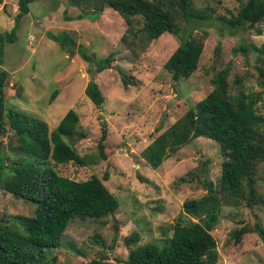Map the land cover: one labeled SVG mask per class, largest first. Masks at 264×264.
<instances>
[{
    "label": "rangeland",
    "instance_id": "374dc122",
    "mask_svg": "<svg viewBox=\"0 0 264 264\" xmlns=\"http://www.w3.org/2000/svg\"><path fill=\"white\" fill-rule=\"evenodd\" d=\"M5 3L10 5L14 16L15 2L5 0ZM190 6L213 19L192 30V36L205 32L202 51L196 70L178 83L171 82L163 64L178 46L179 39L163 33L143 49H134L132 54L120 42L126 32L125 23L106 6L92 20L75 19L83 10L69 6L67 0H35L29 4L28 14L15 24L13 42H2L0 68L8 75L4 86L5 110L13 109L36 118L46 124L48 131L68 110L75 112L77 134L68 142L84 159V166L51 164L52 169L58 176L75 182L95 176L117 202V209L105 217L71 221L62 233L59 246L46 251L47 258H54L53 264H88L97 259L125 264L129 248L123 238L136 233L141 240L137 245L162 246L178 219L180 223L195 221L180 217L181 205L205 193L201 181L199 177L188 183L176 180L191 170L197 172L202 161L208 179L216 184L222 161L217 144L203 137L193 139L156 169L150 168L139 154L208 94L210 79L216 72L228 68L226 81L231 91L259 93L262 101L256 103V108L264 116V90L258 85L255 71L257 55L251 51L252 47L264 46V22L228 36L226 32H217L215 18L235 14L238 8L235 0H191ZM9 18L1 8L0 35L13 26ZM141 26L140 18H132L130 30ZM256 28L261 31L258 36ZM62 31L75 44L83 45L95 61L112 54L110 67L90 77L87 70L93 69V64L85 63L75 50L71 54L61 51L46 35ZM240 46L248 51H239ZM121 74L131 77L135 85L124 88ZM91 80L103 98L99 108L84 95V88ZM234 81L238 83L235 85ZM53 91L56 94L50 99ZM102 124L106 132L104 160L96 149ZM0 141L4 148L9 143L14 145L8 128ZM6 153L12 156L7 150ZM104 173L106 180H102ZM259 176L255 188L264 200V174ZM32 210L30 203L0 191V216H29ZM254 223L264 229V205L249 207L241 203L233 208L221 203L218 222L209 232L215 242V264H264V245L256 234L243 235L238 245H233L228 236L231 230L242 226L252 228Z\"/></svg>",
    "mask_w": 264,
    "mask_h": 264
},
{
    "label": "trees",
    "instance_id": "16d2710c",
    "mask_svg": "<svg viewBox=\"0 0 264 264\" xmlns=\"http://www.w3.org/2000/svg\"><path fill=\"white\" fill-rule=\"evenodd\" d=\"M1 1V0H0ZM14 1L17 13L9 31L0 35V66L2 63V42L12 43L15 24L28 14L29 4L35 0ZM238 8L228 18L217 16L218 33L233 36L238 30L252 29L264 22V0H235ZM69 6L83 10L75 19L92 20L106 6L120 16L126 25V32L120 42L134 54V49H143L163 33L179 39V44L163 64L172 83L187 79L197 68L203 47L205 32L192 36L198 25L210 21V16L191 8V0H67ZM5 5L2 7L4 11ZM142 20L141 28L130 30L132 18ZM261 34L256 28L255 35ZM61 51L72 50L88 63L90 77L108 69L112 54L95 61L87 54L84 46L75 44L71 36L62 31L46 34ZM218 48L214 49L217 53ZM239 51L246 52L240 46ZM257 55L255 71L258 85L264 90V46L252 47ZM228 68L224 67L210 79V91L194 106L163 130L140 152V158L152 169L174 154L189 141L198 137L217 144L222 161L216 184L207 177L205 162L199 161L197 172L191 170L179 177V183L191 182L199 177L205 193L197 199L185 200L181 205L182 216L195 220L172 226L166 244L137 245L141 240L136 233L123 238L128 249L125 264H215V242L209 234L218 222L221 203L237 208L241 203L247 206L264 205L255 188L259 175L264 174V116L257 112L256 103L260 94L235 92L228 87ZM7 73L0 68V136L6 128L12 132L14 145L4 148L0 141V191L33 206L32 214L0 216V264H53L54 258H47L46 251L56 249L67 225L77 220H96L112 214L117 202L95 176L82 182H75L58 176L51 164L73 163L84 166V159L73 149L68 140L77 134L78 118L68 110L54 128L48 131L46 124L23 112L6 109L4 86ZM124 88L135 85L131 77L120 75ZM238 82L234 81L236 85ZM56 94L51 93L50 99ZM84 95L95 107H101L103 98L97 85L91 80L84 88ZM106 132L101 125L96 145L98 156L105 159L103 142ZM82 139L83 137L80 136ZM6 150L12 154L9 156ZM106 180V173L102 175ZM254 233L264 245V229L258 223L252 228L242 226L228 234L233 245H238L243 235ZM96 243V239L93 240ZM102 246L101 244H99ZM103 247V246H102ZM132 247V248H130ZM110 249V248H108ZM88 264H112L102 259Z\"/></svg>",
    "mask_w": 264,
    "mask_h": 264
},
{
    "label": "water",
    "instance_id": "95a60500",
    "mask_svg": "<svg viewBox=\"0 0 264 264\" xmlns=\"http://www.w3.org/2000/svg\"><path fill=\"white\" fill-rule=\"evenodd\" d=\"M5 10H6L7 13L9 14L11 20H13L14 16H13V14L11 13L10 5H5Z\"/></svg>",
    "mask_w": 264,
    "mask_h": 264
},
{
    "label": "crops",
    "instance_id": "0c3cea01",
    "mask_svg": "<svg viewBox=\"0 0 264 264\" xmlns=\"http://www.w3.org/2000/svg\"><path fill=\"white\" fill-rule=\"evenodd\" d=\"M6 3H5V0H1L0 1V9L5 5ZM10 19V21H12L11 20V18H9Z\"/></svg>",
    "mask_w": 264,
    "mask_h": 264
}]
</instances>
